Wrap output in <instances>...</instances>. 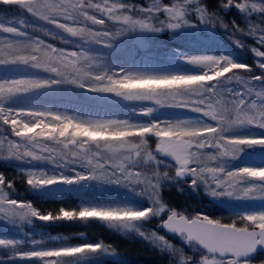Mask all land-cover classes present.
I'll return each instance as SVG.
<instances>
[{
	"label": "rangeland",
	"instance_id": "1",
	"mask_svg": "<svg viewBox=\"0 0 264 264\" xmlns=\"http://www.w3.org/2000/svg\"><path fill=\"white\" fill-rule=\"evenodd\" d=\"M256 4H263V0H253ZM105 0H93V3L104 5ZM108 5L113 3L124 4L122 0H107ZM173 5H163L157 0L150 9L158 13L163 8V16L169 23L175 22L169 18L165 8L178 9L184 5V0L176 1ZM159 8V10H157ZM89 14L106 20L104 26L95 25L91 21L80 17V24L64 21L73 27H87L97 30L103 27L108 33V39L101 42L85 41L83 37L72 36L62 29L56 28L44 20L38 19L18 5H4L0 2V27H11L21 33L20 36H11L0 32V39H10L14 42L29 43L42 41L57 49L80 53L92 58V65L82 71H94V74L133 75L138 77H172L202 75L205 66L190 63V58L212 56L216 59H226L236 64L232 54L216 36L212 22L196 25L190 21L178 28L170 29L166 26L167 35L163 39L153 37L148 30L139 25H124L115 20H108L107 16L94 9H86ZM223 12L226 8L223 7ZM185 19V18H184ZM186 20V19H185ZM233 31L240 36L228 38V44L235 49H246L254 62V74L241 73L233 70L227 75L233 79L221 78L218 81L206 84L213 93L225 99L243 96L246 105L256 103L264 106V101L258 100L256 92L264 93V59L255 56L253 48L264 52V47L257 43L261 30H264V21L251 19L250 13L243 14L241 24L232 25ZM255 30L256 35L250 33ZM245 42H250L245 44ZM7 41L5 40V44ZM103 43V44H102ZM3 45H0L2 47ZM81 64H84L81 61ZM61 70V78L72 79L77 73L70 65L57 64ZM53 73L33 67L30 64H0V82L18 79H30L48 82L49 86L31 90L28 93L17 94L5 99L0 107L10 111H36L61 116H68L84 122L117 121L131 126H161L181 124L188 128L215 127V122L202 112L193 111L186 107L161 106L153 99L128 100L122 96L110 93H98L88 90L87 87H78L72 83H59ZM235 75L239 76L236 80ZM259 77V79H253ZM83 78V77H82ZM94 83V81H89ZM251 89V93H249ZM195 89L178 88L175 91L161 93L162 103L168 104L194 98ZM206 94V93H202ZM226 138L254 139L264 138V128L243 124L234 125L223 133ZM140 138H133L138 143ZM146 152L135 158L131 163L124 159L127 153L120 156L117 163H122L128 171L140 172L142 184H114L97 180H84L72 184H65L64 179L75 180L77 174L88 175L87 159L77 164L35 161L29 158L17 159L8 157L7 140L18 142L19 138L11 133L8 125L0 123V177L4 185L0 186V199L15 200L29 203L41 215L57 214L61 209L79 211L84 208H96L117 211H144L152 207L163 205L160 215H149L140 221L130 224H111L97 219L73 221H41L34 217L24 220H7L0 216V240L19 242L15 247H0V264H41L37 258H21L18 254L31 253L43 250H59L74 246L100 245L95 253H84L70 258L72 264H165L161 257H166L171 264H179L180 256L186 264H200L203 256L209 260L213 257L199 251L195 246L185 242L184 237L165 235L160 228L155 227L171 214L172 211L191 219L193 216H203L213 221L231 223L233 219L245 215L264 213V198L212 196L203 181L193 185L190 180L180 182L175 178L176 168L165 161L157 159L155 147L157 138L147 135L145 138ZM25 144L28 142L25 141ZM37 145H47L57 159L63 153L62 147L53 141L38 139ZM89 148L88 158L95 163L94 152H101L104 158L112 154L101 144L86 145ZM39 151L38 147L32 148ZM206 154L217 155L219 149L202 150ZM147 153H151L152 160H147ZM71 158L70 153H66ZM223 164L224 171H238L244 168L264 169V146H249L234 159L218 157L214 160H205L207 167ZM196 165L190 164L189 167ZM90 167V166H89ZM154 173H159L158 186L153 194L148 180L157 183ZM30 174L46 179H55L58 182L42 187H31L27 184ZM165 174V175H164ZM206 176H209L205 172ZM11 183V188L7 185ZM245 187H253L264 191V181L248 178ZM208 184H212L209 176ZM219 191V190H218ZM157 201L159 203H157ZM157 225V226H158ZM243 226V225H241ZM153 233L155 236H153ZM162 237L163 239H159ZM227 260V259H225ZM264 262V254L258 255L250 263Z\"/></svg>",
	"mask_w": 264,
	"mask_h": 264
},
{
	"label": "snow or ice",
	"instance_id": "2",
	"mask_svg": "<svg viewBox=\"0 0 264 264\" xmlns=\"http://www.w3.org/2000/svg\"><path fill=\"white\" fill-rule=\"evenodd\" d=\"M4 5H18L28 13L44 20L56 28L62 29L70 35L80 36L85 41L101 42L108 39V33L101 29L90 30L85 27H73L64 21H71L73 24H80V17L86 21H91L95 25L104 26L106 20L89 14L86 9H94L107 16L108 20H115L124 25L156 30L151 28L143 20H133L128 15L120 14L122 9H130L128 6L113 3L108 5L105 0L104 5L93 3V0H0ZM229 3L232 0H228ZM186 4H197L195 0H184ZM184 5L176 8H165L169 18L175 22L167 25L170 29H175L188 21L184 19ZM227 7V5H225ZM241 11L251 8L253 12L264 11L255 3L251 5L237 4ZM159 10V8H157ZM151 13L152 9H141ZM200 14L202 23H208L203 7L196 9ZM0 32L20 36L17 30L11 27H0ZM251 35H256L253 30ZM5 40L7 43L5 44ZM257 43L264 47V30H261ZM0 64H30L33 67L43 69L47 72L55 73L59 83H72L78 87H87L88 90L98 93H110L122 96L128 100H148L153 99L154 103L161 106L186 107L193 111L202 112L204 116L215 122V127L188 128L181 124L161 126L152 124L151 126H131L127 123L117 121L106 122H84L78 121L68 116L57 114L36 112V111H10L0 107V123L8 125L11 133L18 137V142L7 140L8 157L17 159L29 158L35 161L46 160L48 162L59 161L63 163L77 164L78 161L87 159L88 175L77 174L75 180L64 179L65 184H72L84 180H97L114 184H142L140 172L128 171L122 163H117L124 153V159L130 163L137 157H141L146 152L145 137L152 135L157 138L156 150L162 154L171 156L176 164L175 175L182 177L190 175L192 183L203 181L206 188L210 190L212 196L248 197L264 198V191L253 187H245L244 181L248 178L264 181V169L244 168L238 171H224L223 164L207 167L205 160H214L218 157L236 158L245 147L264 146V138L243 139L226 138L223 133L234 125L249 124L264 128V106L258 107L256 103L246 105L243 96L237 95L235 98L225 99L219 94L213 93L211 88H206V84L218 81L221 78L233 79L234 69H246V66L234 64L226 59H216L212 56H201L190 58V63L203 65L206 71L202 75L172 76V77H138L133 75L119 74L106 75L94 74V71H82L87 65L91 67L92 58L83 52L76 53L57 49L51 45H46L42 41L36 40L29 43L14 42L10 39H0ZM255 56L264 59V52L253 48ZM81 61L84 64H81ZM70 65L77 75L72 79L61 78V72L57 64ZM264 69V65L258 64ZM83 77V78H82ZM236 80L239 76L235 75ZM253 79H259L254 77ZM94 81V83H89ZM48 82H40L30 79H18L8 82H0V103L5 99L17 95L28 93L31 90L48 87ZM178 88H193L194 98L178 102L164 104L160 99L161 93L172 92ZM251 93V89L248 90ZM206 93V94H202ZM258 100L264 101V93L256 92ZM133 138H140L138 143H133ZM40 140L53 141L56 145H62L63 153L60 159L52 155V151L47 145H37ZM28 143L25 144L24 142ZM3 141H0V145ZM94 144L100 148L101 144L105 150L110 152V158H104L101 152H94L95 163L88 158V151L85 145ZM38 147L39 151L32 148ZM205 148H215L220 151L217 155L204 153ZM66 153L71 154L69 159ZM147 160H152L151 153H147ZM190 164L196 165L189 167ZM90 166V167H89ZM209 174L212 184H208ZM157 183H147L151 186L153 194L159 183L161 175L154 173ZM165 175V174H164ZM55 179H46L30 174L27 184L31 187H42L55 184ZM3 177H0V186L4 185ZM11 188V183L7 185ZM219 190V191H218ZM157 203H159L157 201ZM164 210L163 205L152 207L144 211H117L96 208H84L79 211H69L61 209L57 214L41 215L29 203H21L15 200L0 199V216L5 219L24 220L34 217L41 221H73L97 219L111 224H130L140 221L149 215H160ZM243 225V226H241ZM163 227L168 231L183 235L186 242H197L207 253L212 254V259L203 256L200 264H238L237 258L245 257L254 252L257 246L264 247V213L245 215L238 219H233L231 223H222L219 220L213 221L203 216H193L191 219L184 215L172 211L163 223ZM153 236L155 234L153 233ZM159 239H163L159 237ZM19 242L0 240V247H15ZM100 245L95 246H74L59 250H43L31 253L18 254L21 258H37L41 264H72L70 258L77 257L84 253H95L100 250ZM218 254V257H217ZM226 254H231V259H223ZM179 264H186L182 255Z\"/></svg>",
	"mask_w": 264,
	"mask_h": 264
},
{
	"label": "trees",
	"instance_id": "3",
	"mask_svg": "<svg viewBox=\"0 0 264 264\" xmlns=\"http://www.w3.org/2000/svg\"><path fill=\"white\" fill-rule=\"evenodd\" d=\"M123 5L128 6V9L120 10V14L128 15L133 20H143L145 23L149 24L151 28H158L159 31L156 30H148L153 37H157L158 39H163L165 35H167L166 26L169 24V19L163 16V8H160L158 13H151L146 11H140L141 9H150L152 5L155 4L157 0H122ZM163 5L171 6L176 1L182 0H160ZM197 4H186L184 5L185 16L184 18L196 25H200L201 19L200 14L196 12V9L199 7L204 8V12L206 13V17L208 22H212L215 30V36L222 41L223 45L228 48V51L232 54L234 61L238 65L246 66V69H235L241 73L248 72L249 74H254V62L252 57L248 54L246 49H235L231 45L228 44V38H236L240 40V36L236 35V33L232 29V25H240L243 21V14L250 13L251 19L261 20L264 21V11L260 12H253L249 7L247 11H241L239 8L236 7L237 4H246L251 5L255 3L253 0H232L231 3L228 0H195ZM256 4V3H255ZM227 5V7H225ZM259 5V3L257 4ZM264 7V0L263 4L259 5ZM223 7L227 10L223 12ZM207 24V23H206ZM144 29V28H143ZM250 42H245L248 44ZM103 44V43H102ZM61 71V70H60ZM52 76H55L53 73ZM210 149V148H209ZM158 225V224H157ZM155 227H158V226ZM161 260L165 264H171V262L166 257H161Z\"/></svg>",
	"mask_w": 264,
	"mask_h": 264
},
{
	"label": "water",
	"instance_id": "4",
	"mask_svg": "<svg viewBox=\"0 0 264 264\" xmlns=\"http://www.w3.org/2000/svg\"><path fill=\"white\" fill-rule=\"evenodd\" d=\"M59 147H62V145H59ZM85 149L89 150L88 146L85 145ZM207 149H209V148H207ZM154 152H155V155H156L157 159H159V160H161V161L168 162V163L174 165L175 168H176V170H177V164H176L175 160H174L171 156H169V155H167V154H162V153H160L159 151L156 150V147H155ZM88 153H89V151H88ZM89 154H90V153H89ZM93 156H94V155H93ZM189 166H190V165H189ZM175 173H176V171H175ZM175 178H176L178 181H188V180L191 179V176H190V175H184V176H182V177H177V176L175 175ZM167 216H168V215H167ZM167 216H166V217L164 218V220L160 223V225H159L160 230H161L165 235H167V236H175V237H181V236H182V237H184L183 235H178V234H176L175 232L168 231L167 229H165V228L163 227V223H164V221L167 219ZM184 240H185V238H184ZM185 242H186V240H185ZM186 243L191 244V245L195 246L199 251H201V252H203V253H205V254H207V255H209V256H212V254L207 253L206 250H204V249H203V248H202L197 242H195V241H188V242H186ZM262 254H264V247H262V246H257L253 253H251V254H249V255H247V256H245V257L237 258V260H238V262H240V264H250V263L248 262L249 260H252V259H254L257 255H262ZM217 257H218V254H217ZM226 258L231 259V258H232V257H231V254H226V255L223 257V259H226ZM260 264H264V262H262V263H260Z\"/></svg>",
	"mask_w": 264,
	"mask_h": 264
},
{
	"label": "flooded vegetation",
	"instance_id": "5",
	"mask_svg": "<svg viewBox=\"0 0 264 264\" xmlns=\"http://www.w3.org/2000/svg\"><path fill=\"white\" fill-rule=\"evenodd\" d=\"M256 257H257V256H256ZM256 257H255V258H256ZM226 259H229V258H226ZM251 261H252V260H251ZM251 261H250V262H251ZM252 263H253V262H252ZM260 263H261V262H260ZM238 264H239V263H238ZM253 264H259V262H257V263H253Z\"/></svg>",
	"mask_w": 264,
	"mask_h": 264
}]
</instances>
